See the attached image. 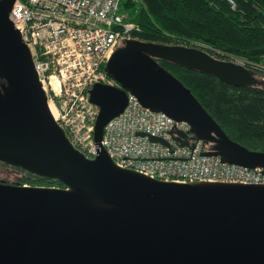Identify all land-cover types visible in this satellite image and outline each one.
I'll return each instance as SVG.
<instances>
[{"label": "water", "instance_id": "obj_1", "mask_svg": "<svg viewBox=\"0 0 264 264\" xmlns=\"http://www.w3.org/2000/svg\"><path fill=\"white\" fill-rule=\"evenodd\" d=\"M14 1L0 0V160L64 186L0 181V264H264V184L152 178L116 165L101 145L131 92L188 121L196 138L212 143L204 153L264 168V151L232 139L160 61L236 86L261 83L254 73L196 46L124 40L105 67L120 86L90 89L100 112L99 150L89 157L54 118L31 48L10 18Z\"/></svg>", "mask_w": 264, "mask_h": 264}, {"label": "built area", "instance_id": "obj_2", "mask_svg": "<svg viewBox=\"0 0 264 264\" xmlns=\"http://www.w3.org/2000/svg\"><path fill=\"white\" fill-rule=\"evenodd\" d=\"M121 1L15 0L10 13L56 106V113L51 110L54 118L89 157L99 150L94 130L100 112L90 100V89L96 82L120 86L106 72V63L140 29L120 12ZM243 65L264 79V58ZM101 145L116 165L152 178L264 184L263 167L249 168L204 153L212 143L196 138L188 121L144 106L131 92L125 108L104 126Z\"/></svg>", "mask_w": 264, "mask_h": 264}, {"label": "trees", "instance_id": "obj_3", "mask_svg": "<svg viewBox=\"0 0 264 264\" xmlns=\"http://www.w3.org/2000/svg\"><path fill=\"white\" fill-rule=\"evenodd\" d=\"M120 12L138 23L134 37L160 43L202 42L217 55L264 58V0H122ZM188 86L228 135L264 151V80L236 86L219 77L161 60ZM20 184L64 186L29 173Z\"/></svg>", "mask_w": 264, "mask_h": 264}, {"label": "rangeland", "instance_id": "obj_4", "mask_svg": "<svg viewBox=\"0 0 264 264\" xmlns=\"http://www.w3.org/2000/svg\"><path fill=\"white\" fill-rule=\"evenodd\" d=\"M170 44H184V45H189V46H196L199 48H202L208 52H210L212 55H214L217 58H221V59H225V60H232L241 64L247 63L249 62V60L245 59V58H241V57H233V56H228V55H217V53L212 52L210 48V46L199 42V41H192V42H186V41H182V42H177V43H170ZM122 45V44H121ZM210 47V48H209ZM249 69L252 67H248ZM254 71H256L255 69H253ZM255 77L257 78L258 81H263L264 79L261 77V75H258L256 73H254ZM49 92V91H48ZM29 173H34L22 166H17V165H13L10 163H7L5 161L0 160V181H6V182H10V183H20L19 181L26 177L27 175H29ZM37 175H40L38 173H34ZM43 176V175H41Z\"/></svg>", "mask_w": 264, "mask_h": 264}, {"label": "bare ground", "instance_id": "obj_5", "mask_svg": "<svg viewBox=\"0 0 264 264\" xmlns=\"http://www.w3.org/2000/svg\"><path fill=\"white\" fill-rule=\"evenodd\" d=\"M49 105H50V108H51V110L54 112V113H56V106H55V104H54V102L51 100V99H49Z\"/></svg>", "mask_w": 264, "mask_h": 264}]
</instances>
